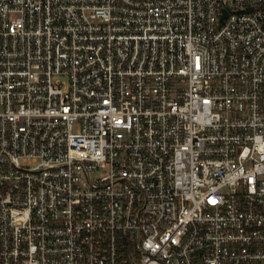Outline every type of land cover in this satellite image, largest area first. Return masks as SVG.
Segmentation results:
<instances>
[{"label":"built area","instance_id":"1","mask_svg":"<svg viewBox=\"0 0 264 264\" xmlns=\"http://www.w3.org/2000/svg\"><path fill=\"white\" fill-rule=\"evenodd\" d=\"M0 264H264V0H0Z\"/></svg>","mask_w":264,"mask_h":264}]
</instances>
